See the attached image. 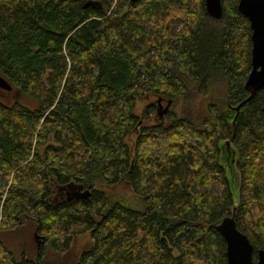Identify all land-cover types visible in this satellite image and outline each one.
Instances as JSON below:
<instances>
[{"label":"trees","instance_id":"obj_1","mask_svg":"<svg viewBox=\"0 0 264 264\" xmlns=\"http://www.w3.org/2000/svg\"><path fill=\"white\" fill-rule=\"evenodd\" d=\"M221 1L215 18L205 0H0V74L17 95L0 96V227L45 241L34 259L0 238V264H51L46 245L86 232L72 264H227L232 214L257 259L264 88L245 85L250 20Z\"/></svg>","mask_w":264,"mask_h":264},{"label":"water","instance_id":"obj_2","mask_svg":"<svg viewBox=\"0 0 264 264\" xmlns=\"http://www.w3.org/2000/svg\"><path fill=\"white\" fill-rule=\"evenodd\" d=\"M205 1L208 13L215 18H220L223 14L222 1ZM87 5L88 3L85 4ZM238 8L250 20L252 27V69L245 85L253 94L256 90L264 88V0H239ZM0 87L6 90L12 89V85L1 74ZM158 102L161 107L158 114L161 117L169 110L170 102L165 107L161 105V98ZM79 190L74 187L71 193L68 192L70 194L68 198L71 199L76 195L83 197L89 195L88 192L83 193ZM219 229L226 240L227 264H264V249H259L257 259H254V246L248 235L238 228L234 214L224 217L219 224Z\"/></svg>","mask_w":264,"mask_h":264},{"label":"rangeland","instance_id":"obj_3","mask_svg":"<svg viewBox=\"0 0 264 264\" xmlns=\"http://www.w3.org/2000/svg\"><path fill=\"white\" fill-rule=\"evenodd\" d=\"M13 96H17L16 93L13 91L12 92ZM208 99L200 100L197 99L193 102V110L196 112L202 111L205 108V103H207ZM163 107H165V101L162 103ZM158 107V106H157ZM142 106H139L138 111L141 112ZM161 110V108H159ZM158 110V111H159ZM157 111V114H158ZM156 113H153L152 115L154 116ZM148 119H150L148 117ZM154 122H157L160 120V118L157 116L153 119H151ZM136 134V132H134ZM131 137H129L130 139ZM226 161H228V165H232L230 159L227 160L225 157ZM234 171V182L237 184L238 183V175L236 173V169H233ZM111 191L116 192L122 196H125L129 199L130 204L134 206L135 208L138 209H144L145 208V202L142 198L137 197L136 194L132 191L131 187L126 184V183H119L113 186H110ZM60 188L58 189V191ZM61 192V190H60ZM62 193V192H61ZM67 193V191H66ZM64 193V195H66ZM58 196L60 194L56 193ZM63 194V193H62ZM28 224H30L28 222ZM25 225L22 228H19L16 231H9V230H4L2 227H0V238L3 239L7 246L13 250L16 254H19L20 252L25 251L31 258L36 259L38 256V252L41 247L45 244V241H42V238H40L39 234L35 232V229L31 225ZM45 240V239H43ZM93 243V237L91 236L90 232L82 233L79 235H76L73 242L71 243V247L69 248L68 251L66 252H59V251H54L49 248L48 245H46V251H48V258L51 260V264H72L79 256V254L89 248Z\"/></svg>","mask_w":264,"mask_h":264},{"label":"flooded vegetation","instance_id":"obj_4","mask_svg":"<svg viewBox=\"0 0 264 264\" xmlns=\"http://www.w3.org/2000/svg\"><path fill=\"white\" fill-rule=\"evenodd\" d=\"M9 90H6V89H3L2 87H0V96H2V97H6L7 99H12V98H14L15 99V97L13 96V94L10 92H8ZM13 96V97H12ZM159 108H161L160 107V105H159ZM80 191V190H79ZM81 192V191H80Z\"/></svg>","mask_w":264,"mask_h":264}]
</instances>
